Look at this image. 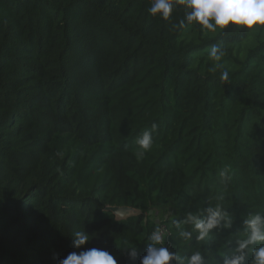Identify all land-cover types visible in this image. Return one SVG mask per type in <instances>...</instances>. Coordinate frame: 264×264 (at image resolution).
Here are the masks:
<instances>
[{
	"label": "trees",
	"instance_id": "trees-1",
	"mask_svg": "<svg viewBox=\"0 0 264 264\" xmlns=\"http://www.w3.org/2000/svg\"><path fill=\"white\" fill-rule=\"evenodd\" d=\"M151 3L0 0V264H59L90 248L140 264L159 226L169 251L215 264L231 253L218 228L184 240L176 224L191 230L186 216L221 196L235 222L264 213V30L211 33L176 0L168 20ZM213 45L227 82L211 70ZM169 204L172 216L156 218Z\"/></svg>",
	"mask_w": 264,
	"mask_h": 264
},
{
	"label": "clouds",
	"instance_id": "clouds-1",
	"mask_svg": "<svg viewBox=\"0 0 264 264\" xmlns=\"http://www.w3.org/2000/svg\"><path fill=\"white\" fill-rule=\"evenodd\" d=\"M185 10V18L189 24H197L202 30L215 33L228 28L230 25L238 29L264 30V0H176ZM173 10V0H152L149 13L168 20ZM181 25L185 23L182 20ZM225 56L224 50L218 45H213L208 58L213 62L212 71L223 70L222 63ZM221 80L227 82L229 73L221 71ZM157 125L152 124L150 130L143 132L135 143L138 145L136 156L138 159L152 150L153 133ZM222 183H227L231 176L225 168L220 171ZM224 198L218 197L214 205H209L202 210L189 213L183 221L184 225H191V230L176 224L179 236L188 240L193 233L198 241L209 237L211 230L223 225L226 228L232 226V217L229 215ZM166 234L161 228L156 227L148 236L150 244L146 249V255L141 257L140 264H205V257L201 251H194L190 256H182L171 252L164 246ZM73 246L82 248L89 240L90 235L85 230L73 234ZM122 248L127 255L135 260L136 247H129L125 242ZM59 264H118L117 259L108 251L98 248H90L79 252H71L65 258L59 260ZM223 264H264V213H250L243 221V238L237 240L236 247L229 255L224 256Z\"/></svg>",
	"mask_w": 264,
	"mask_h": 264
},
{
	"label": "rangeland",
	"instance_id": "rangeland-1",
	"mask_svg": "<svg viewBox=\"0 0 264 264\" xmlns=\"http://www.w3.org/2000/svg\"><path fill=\"white\" fill-rule=\"evenodd\" d=\"M174 209V206L172 204L169 205H158L155 207V213L156 218L166 217V216H172V210ZM151 210H149L150 213ZM251 212H247L246 216L243 218H247V216ZM231 216V214H230ZM233 218V216H231ZM234 219V218H233ZM243 221L242 222H235L232 220V226L230 228H226L223 225L218 227V235L215 236L216 244L221 245L222 248L227 247L229 251L234 250L236 247V242L239 239L243 238ZM210 235L214 236V230H211ZM167 244V242H164V246ZM215 264H221V260H216L214 262Z\"/></svg>",
	"mask_w": 264,
	"mask_h": 264
},
{
	"label": "water",
	"instance_id": "water-1",
	"mask_svg": "<svg viewBox=\"0 0 264 264\" xmlns=\"http://www.w3.org/2000/svg\"><path fill=\"white\" fill-rule=\"evenodd\" d=\"M106 209L110 210L111 212H120L121 210H123L125 208L116 207V206H107Z\"/></svg>",
	"mask_w": 264,
	"mask_h": 264
},
{
	"label": "built area",
	"instance_id": "built-area-1",
	"mask_svg": "<svg viewBox=\"0 0 264 264\" xmlns=\"http://www.w3.org/2000/svg\"><path fill=\"white\" fill-rule=\"evenodd\" d=\"M159 228H161V230L165 233L166 232V229H164L163 226H159Z\"/></svg>",
	"mask_w": 264,
	"mask_h": 264
}]
</instances>
